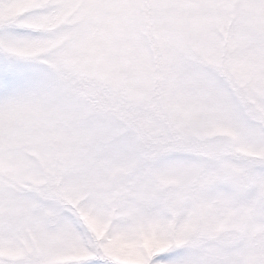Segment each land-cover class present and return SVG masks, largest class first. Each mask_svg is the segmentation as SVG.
Masks as SVG:
<instances>
[{"label": "rangeland", "instance_id": "obj_1", "mask_svg": "<svg viewBox=\"0 0 264 264\" xmlns=\"http://www.w3.org/2000/svg\"><path fill=\"white\" fill-rule=\"evenodd\" d=\"M12 23L0 259L264 264V0H0Z\"/></svg>", "mask_w": 264, "mask_h": 264}, {"label": "snow or ice", "instance_id": "obj_2", "mask_svg": "<svg viewBox=\"0 0 264 264\" xmlns=\"http://www.w3.org/2000/svg\"><path fill=\"white\" fill-rule=\"evenodd\" d=\"M24 34L26 33H23L20 29H18L15 23L0 26V35L13 36ZM23 77L24 72L17 64L6 58L0 59V94H7L14 90L21 83ZM260 171L264 173V168H261ZM221 191L225 190L221 189ZM57 211L60 213L61 221H75L73 212L69 208L58 206ZM183 256V252H173L168 255L161 256L159 259L166 262V264H171V262L180 261ZM0 264H7V261L0 259ZM93 264H100V262L95 261Z\"/></svg>", "mask_w": 264, "mask_h": 264}]
</instances>
